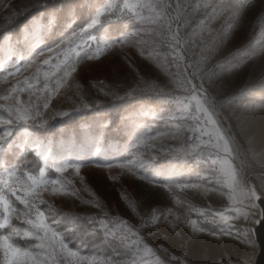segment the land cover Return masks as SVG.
<instances>
[{
    "label": "rangeland",
    "instance_id": "374dc122",
    "mask_svg": "<svg viewBox=\"0 0 264 264\" xmlns=\"http://www.w3.org/2000/svg\"><path fill=\"white\" fill-rule=\"evenodd\" d=\"M105 2L0 0V5H3L0 7V49L7 52L11 46L27 56L31 43L39 42L44 45L39 48L41 52H46L47 48L62 52L67 47L62 42L67 41L73 31L79 32L85 28L95 10ZM114 2L123 3L124 0ZM169 2L173 6L177 2L186 5L179 25L173 24V29L178 28L181 37V59L174 61L169 44L156 35L158 28L141 24L129 14L121 15L119 11L106 15L102 17L101 24L90 30L88 35L115 41L128 33H137L136 40L108 48L98 59H82L77 72L68 81V87L62 89L51 101L44 117L49 121L48 125L29 126L30 134L38 137L41 142L52 144L57 155L66 154L68 147H71L75 162L81 164L79 175L73 169L59 174L49 162L47 175L52 178L62 175L63 179L71 181L80 198L49 197L45 194V199L63 217L60 231L77 227L84 234L80 239L73 240L70 247H76L83 240L88 249L96 245L109 256L114 252H122L123 246L118 236L102 243L103 231L100 226L101 220L110 222L119 218L128 221L143 243L151 246L156 257L166 264H177V261L179 264H219L221 261L228 264L229 260L238 264L244 257H249L251 263L258 249L253 231L256 223L236 222L238 228L252 230L253 246H248L234 236L220 235V229L226 225L211 224L210 215L205 216L194 210L219 212L228 208L227 195L221 194L227 191L226 188L216 187L207 196L196 190H178L177 195L181 197L182 203L177 205L171 194L159 186L162 180L152 181L161 172L172 170L180 177L176 181L178 183H199L198 176L211 174L203 163L197 166L194 154L185 155L176 151L188 143L190 132L181 131L177 139L171 138L176 124H180L183 129L192 126L191 121L169 119L175 112L177 99L186 95L173 83L178 78V63L181 74L184 73L185 65L189 66L188 74L193 71L198 73L195 83L200 84V77H203V87L215 101L217 119L234 150L231 158L233 165L240 170L247 185L255 187L258 194L262 192L264 107L261 106L264 105V56L249 59L247 53L253 51L258 42L264 39L261 35L264 33V0H256L255 7L245 10L239 19L233 15V9L227 7L228 0H223V11L220 10L222 0ZM196 3L201 4L199 10L194 8ZM205 3L208 4L207 8L204 7ZM231 3L234 5L236 0H231ZM8 4L12 5L11 11L8 10ZM213 8L217 10L215 15ZM50 13L55 15V24L45 28L42 33H34L30 41L26 42L25 29L31 32L33 24L48 25ZM201 21L204 23L201 24ZM150 27L152 31H149ZM226 31L227 36H222ZM88 35L78 38L76 42L87 41ZM167 35V32L163 33L165 39ZM89 44L94 52L96 42ZM56 54L54 52L53 56ZM47 58V53L40 57L41 60ZM32 71V68L27 71L22 69L9 79L14 83ZM141 79L154 82L158 85L157 89L137 91L129 97L127 92L130 87ZM22 99L26 100L27 97L22 96ZM83 103L92 107L75 111L78 107L82 108ZM58 112H68L69 115L58 116ZM23 131V128H18L14 132L16 143L21 141ZM138 131L146 145L155 147L142 145L138 151L133 150ZM133 155H139L148 162L147 168L132 175L116 167L119 162L125 158L131 159ZM204 158H207V149ZM0 163L18 165L21 173L25 170L38 171L43 166V161L31 151L21 152L16 148L0 154ZM107 164L113 167H105ZM140 176L146 179H140ZM124 197L135 202V212L128 207V200ZM12 199L16 207H23ZM94 200H99L101 207L82 202ZM153 209L157 210V215L167 214L168 209H171L173 215L168 216L167 220L161 219L158 229L150 225L142 227L141 217L147 219ZM225 214L232 215L231 212ZM176 216L180 217L179 220H176ZM259 218L256 216L254 220ZM189 221H196L198 227H205L207 231L194 232ZM172 223H175V229L170 227ZM93 230H96L95 238L86 235ZM209 231L217 235L211 236ZM129 239L134 240L136 237L129 234ZM86 254L90 252L86 251ZM156 257L141 256L137 260L142 259L144 264H155ZM172 257L177 260H172ZM131 259L130 254L120 257L121 264H127Z\"/></svg>",
    "mask_w": 264,
    "mask_h": 264
},
{
    "label": "snow or ice",
    "instance_id": "6c2138e0",
    "mask_svg": "<svg viewBox=\"0 0 264 264\" xmlns=\"http://www.w3.org/2000/svg\"><path fill=\"white\" fill-rule=\"evenodd\" d=\"M255 4L256 0H236L233 5L231 0H228L227 7L232 8L233 15L239 19L245 10L254 8ZM43 6L37 5V7ZM7 7L9 11L12 10L11 4H8ZM185 7L186 5L179 2L173 6L169 0H144V2L137 0L134 3L130 0H124L123 3L106 0L102 6L95 10L94 16L85 28L79 32L73 31L67 41L62 42V44H67L62 52L53 48H47L46 52H41L39 48L44 47V45L39 42L31 43L27 56L24 52L11 46L7 52L0 49V154L16 148L21 152L31 151L43 161V166L38 171L25 170L22 173L18 165L9 166L0 163V264H121L120 257L129 254L132 259L127 264H144V261L142 259L138 261L137 257H156L153 248L143 243L138 232L133 230V226H130L128 221L119 218H114L110 222L101 220L100 226L103 231L102 243L107 242L109 238L118 236L119 243L123 246L122 252H114L113 255L109 256L96 245H93L92 249H88L83 240L76 247H70L73 240L80 239L84 234L77 227L66 228L64 231L59 230L63 217L55 211L52 205L48 204L45 194L49 197L74 196L78 199L80 197L71 181L63 179L62 175L57 178L49 177L46 170L49 162H51L56 173L63 174L69 169H73L79 175L81 164L75 162L76 157L71 147H68L66 154L57 155L54 153L52 144L41 142L38 137L30 134L29 126L43 127L48 125L49 121L44 117L50 108L51 101L60 94L62 89L68 87V81L77 72V66L82 59H98L106 49L115 47L117 44L133 43L136 40L137 33H128L115 41L88 35L90 30L101 24L102 17L119 11L121 15L129 14L141 24L158 28L159 31L156 35L161 36L164 42L169 44L174 55V61H178L181 59L179 55L181 37L178 28L173 29V24L179 25ZM200 7V3L194 5L196 10H199ZM204 7L207 8L208 4L205 3ZM224 9L225 3L222 0L220 10L223 11ZM216 11L213 8L214 15ZM55 20V15L50 13L48 25L33 24L31 32L25 29V41L29 42L34 33H42L45 28H50L55 24ZM200 23L203 24L204 21ZM230 30L231 25L228 27V31ZM149 31H152V27L149 28ZM165 32L168 33L166 39L163 37ZM227 34L226 31L222 33V36H227ZM85 35H88L87 41L76 42L78 38ZM261 35L264 37V33ZM93 41L96 42L94 52H92L89 44ZM54 52L57 53L55 56H53ZM90 52L92 54H89ZM46 53L48 58L41 60L40 57ZM141 54L143 55V53ZM247 55L249 59L264 56V39L259 41L258 46ZM33 56L36 58L33 59ZM176 67L178 78L173 83L177 89L182 90L186 95L177 99L175 112L169 119L191 121L192 126L183 129L180 124H176L175 133L172 134L171 138L177 139L181 131L190 132L191 135L187 137L188 143L176 151L185 155L194 154L197 166L203 163L211 174L198 176L199 183H178L176 181L180 177L177 176L175 170H172L161 172L153 178L152 182L162 180L163 183L159 186L171 194L177 205L182 203L181 197L177 195L178 190H196L207 196L210 192L215 191L216 187L226 188L227 191L221 194L227 195L228 208L219 212L194 210L205 216L210 215L212 219L209 223L211 224L223 223L226 225L220 229V235L234 236L238 241L253 246L252 230L238 228L236 222H254L264 227V207H261L260 203L264 201V180L261 183L262 192L260 194L257 193L255 187L245 183L240 170L232 163L231 158L234 155V150L217 119L215 101L203 87V77H200L201 83L197 84L194 82L198 76L196 71L188 74L187 68L189 66L185 65L184 73L181 74L178 63H176ZM29 68L33 69L30 75L24 76L23 79H17L14 83L10 81V77H15L22 69L27 71ZM141 84L144 86L141 87ZM4 85L8 86L2 87ZM77 87L79 86L77 85ZM157 87L158 85L154 82L141 79L130 87L127 95L130 97L137 91H155ZM22 96H26L27 99H22ZM96 103L99 104V101ZM91 107L92 105L83 103L82 108L78 107L75 111L88 110ZM56 115L65 116L69 113L58 112ZM18 128H23L24 131L21 134V141L16 143L14 132ZM142 145L155 147V145H146L138 131L137 142L132 145V149L138 151ZM206 149L207 158H204ZM147 166L148 162L139 155H133L131 159L116 165V167L132 175H136L137 172L146 169ZM105 167L112 168L113 165L107 164ZM116 178L112 177V179ZM140 179H146V177L140 176ZM12 198L23 207H16ZM124 199L128 200L127 197ZM82 202L94 204L98 208L101 207L99 200ZM42 205L46 207L42 208ZM128 207L133 212L136 211L134 201L128 200ZM225 212H231L232 215H226ZM170 215H173L171 209H168L167 214L160 213L159 215H157V210L153 209L147 219L141 217V226L150 225L158 229L160 220H167ZM256 216L261 217V219L254 220ZM179 218L176 216V220ZM188 223L194 232L203 233L207 231L205 227H198L196 221H189ZM170 227L175 229V223H172ZM234 228L236 231H233ZM129 234L136 239L130 240ZM208 234L217 235L214 231H209ZM86 235L95 238L96 230ZM86 251L90 254H86ZM261 251L264 252V243L261 244ZM172 260H177V258L172 257ZM155 264H166V262L156 257ZM177 264H179L178 261ZM219 264H224V262L221 261ZM228 264H234V262L229 260ZM238 264H250V258H241Z\"/></svg>",
    "mask_w": 264,
    "mask_h": 264
},
{
    "label": "water",
    "instance_id": "95a60500",
    "mask_svg": "<svg viewBox=\"0 0 264 264\" xmlns=\"http://www.w3.org/2000/svg\"><path fill=\"white\" fill-rule=\"evenodd\" d=\"M261 207H264V201H261ZM261 217L258 219L260 220ZM255 240L258 244L257 253L251 264H264V252L261 251V244L264 243V227L256 223L253 228Z\"/></svg>",
    "mask_w": 264,
    "mask_h": 264
},
{
    "label": "trees",
    "instance_id": "16d2710c",
    "mask_svg": "<svg viewBox=\"0 0 264 264\" xmlns=\"http://www.w3.org/2000/svg\"><path fill=\"white\" fill-rule=\"evenodd\" d=\"M122 141H124V140H122ZM128 157V156H127ZM125 158V157H124ZM124 160H126V158L124 159Z\"/></svg>",
    "mask_w": 264,
    "mask_h": 264
},
{
    "label": "bare ground",
    "instance_id": "6f19581e",
    "mask_svg": "<svg viewBox=\"0 0 264 264\" xmlns=\"http://www.w3.org/2000/svg\"><path fill=\"white\" fill-rule=\"evenodd\" d=\"M252 261H253V260H252ZM251 263H252V262H251ZM251 263H250V264H251Z\"/></svg>",
    "mask_w": 264,
    "mask_h": 264
}]
</instances>
